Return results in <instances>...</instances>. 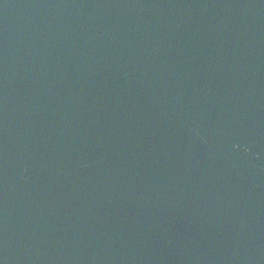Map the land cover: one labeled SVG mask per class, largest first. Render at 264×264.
Instances as JSON below:
<instances>
[{"label": "water", "instance_id": "obj_1", "mask_svg": "<svg viewBox=\"0 0 264 264\" xmlns=\"http://www.w3.org/2000/svg\"><path fill=\"white\" fill-rule=\"evenodd\" d=\"M0 264H264V0H0Z\"/></svg>", "mask_w": 264, "mask_h": 264}]
</instances>
